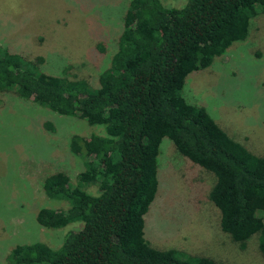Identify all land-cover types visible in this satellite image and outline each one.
I'll return each mask as SVG.
<instances>
[{"label":"trees","instance_id":"16d2710c","mask_svg":"<svg viewBox=\"0 0 264 264\" xmlns=\"http://www.w3.org/2000/svg\"><path fill=\"white\" fill-rule=\"evenodd\" d=\"M263 8L264 0H183L179 7L129 0L127 20L95 89L84 80L43 74L33 61L0 47V93L12 91L103 130L71 138L70 151L83 160L73 180L55 172L41 181L46 198L67 204L36 214L44 229L69 228L59 246L16 245L7 263L216 264L153 249L144 239L143 216L156 196L163 138L213 176L207 199L217 210L220 231L240 248L256 236L264 263V157L230 139L202 107L181 95L185 77L244 40L249 20ZM74 224L79 227L70 229Z\"/></svg>","mask_w":264,"mask_h":264},{"label":"rangeland","instance_id":"374dc122","mask_svg":"<svg viewBox=\"0 0 264 264\" xmlns=\"http://www.w3.org/2000/svg\"><path fill=\"white\" fill-rule=\"evenodd\" d=\"M128 1L0 0V47L33 61L43 74L84 80L95 89L127 20ZM159 1L165 7L183 2ZM181 95L202 107L230 139L264 157V8L249 20L244 40L185 77ZM91 135H103L102 127L52 113L12 91L0 93V264H8L16 245L59 246L69 228L44 229L36 214L67 204L46 198L41 181L55 172L73 180L83 160L70 151V140ZM156 161V196L143 216L149 247L216 264H264L256 236L240 248L220 231L217 210L207 199L210 173L179 155L166 138Z\"/></svg>","mask_w":264,"mask_h":264}]
</instances>
